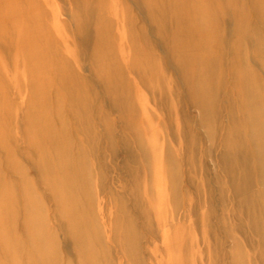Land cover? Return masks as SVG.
Returning a JSON list of instances; mask_svg holds the SVG:
<instances>
[{"label": "bare ground", "instance_id": "bare-ground-1", "mask_svg": "<svg viewBox=\"0 0 264 264\" xmlns=\"http://www.w3.org/2000/svg\"><path fill=\"white\" fill-rule=\"evenodd\" d=\"M14 93L0 264H58L59 235L80 264L108 244L138 264L163 197L159 264H264V0H0ZM118 144L131 193L101 182Z\"/></svg>", "mask_w": 264, "mask_h": 264}, {"label": "rangeland", "instance_id": "rangeland-1", "mask_svg": "<svg viewBox=\"0 0 264 264\" xmlns=\"http://www.w3.org/2000/svg\"><path fill=\"white\" fill-rule=\"evenodd\" d=\"M8 79V80H7ZM6 79V81L8 83L12 82L11 77H8ZM25 93V90L22 91V93ZM28 92V91H26ZM16 96V93H14L13 95H11L9 97H7L5 94H3L2 96H0V101L1 104L3 103H10L14 97ZM16 100V99H14ZM15 104V103H14ZM17 105V104H16ZM116 115V113H115ZM17 118V117H15ZM115 120V119H114ZM116 121V120H115ZM6 135H1L0 139L2 140H6V138L4 137ZM116 154L111 155L109 153V157L106 155V152H100L99 153V158H100V164L102 165V167L104 168V172H103V180L101 179V182L103 181V189H107L110 191H120L122 186H126V191H128L129 193H131L129 191V189L131 190V183H130V177L127 176V172L125 170V166L123 164V161L125 160V156L123 154L121 145L118 144L116 146ZM1 159H4L5 156L4 155H0ZM209 165H210V161L209 158H207L206 161ZM27 172L30 174V176H32L33 172L30 171V169L27 168ZM127 173V174H126ZM141 191L144 192L143 187H141ZM101 196V195H100ZM128 202L127 205L130 206L132 205V198L130 196H128ZM101 198L103 199V197L101 196ZM165 202H168V205L165 203V209L164 212H160V216H159V212L156 210H154L153 215L154 217H152L151 221L153 223V231L155 233V236L152 237L151 233H146L145 230L143 232L142 238H141V244L143 247H149V249L143 248L142 249H138V255L140 257V263L138 264H159V259L161 258L160 255H157L155 253H153L150 249H152L151 246V239L154 240V243L157 244L158 246H162V242H161V237L163 236V231H164V227L162 225V222L160 220L161 215L166 216L167 219L170 221L173 218L172 215V211L170 208V202L168 201L167 197H163ZM98 205L97 202H95V207ZM109 207L106 206L105 209ZM99 209H102L101 205L99 206ZM98 209L97 211V215L99 217V220L105 224L104 227V231L105 233H107V228H110L108 225H106L108 223V211H105L102 209V211L100 212V210ZM139 211V210H137ZM103 213H105V216L103 215ZM150 219V218H149ZM103 220V221H102ZM168 230L170 231V229L168 228ZM62 234V233H61ZM199 234V233H198ZM59 243H58V248L56 250H58V255H59V261L58 264H80L79 260H77L74 252H72L65 239L63 238V235H59ZM62 241V242H61ZM108 251H109V256L111 257V260H113L114 264H123L122 262L119 263V260H121L122 258V253L119 251L118 248H116L114 245L110 246L108 244ZM158 259V260H157ZM223 264H226L225 262Z\"/></svg>", "mask_w": 264, "mask_h": 264}]
</instances>
